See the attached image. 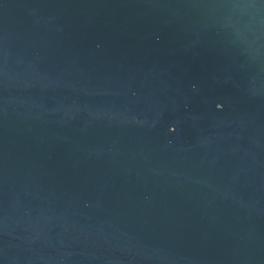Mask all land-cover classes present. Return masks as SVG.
I'll use <instances>...</instances> for the list:
<instances>
[{
	"label": "water",
	"instance_id": "obj_1",
	"mask_svg": "<svg viewBox=\"0 0 264 264\" xmlns=\"http://www.w3.org/2000/svg\"><path fill=\"white\" fill-rule=\"evenodd\" d=\"M0 264H264V0H0Z\"/></svg>",
	"mask_w": 264,
	"mask_h": 264
}]
</instances>
